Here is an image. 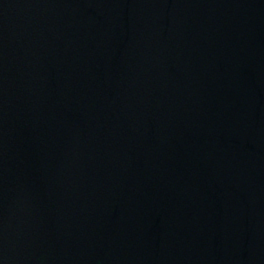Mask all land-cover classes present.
Listing matches in <instances>:
<instances>
[{
  "label": "water",
  "instance_id": "water-1",
  "mask_svg": "<svg viewBox=\"0 0 264 264\" xmlns=\"http://www.w3.org/2000/svg\"><path fill=\"white\" fill-rule=\"evenodd\" d=\"M0 264H264V0H0Z\"/></svg>",
  "mask_w": 264,
  "mask_h": 264
}]
</instances>
